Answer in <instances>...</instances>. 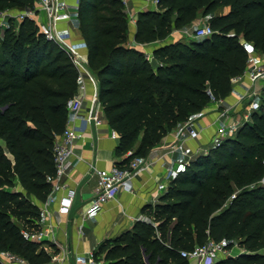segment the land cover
I'll list each match as a JSON object with an SVG mask.
<instances>
[{
    "label": "trees",
    "instance_id": "16d2710c",
    "mask_svg": "<svg viewBox=\"0 0 264 264\" xmlns=\"http://www.w3.org/2000/svg\"><path fill=\"white\" fill-rule=\"evenodd\" d=\"M36 6L37 0H0V12ZM200 15L208 17L212 35L161 44L150 57L130 44L121 0H80L89 67L104 116L119 134L116 152L126 155L116 164L147 156L213 97L231 94L232 79L249 63L247 42L264 53V0H159L157 8L139 10L135 39L163 41ZM78 76L67 53L31 17H12L0 32V138L14 155L12 161L0 143V250L30 264L52 259L22 230L40 226L33 199L45 202L51 193L55 139L67 126ZM263 179L264 100L234 136L193 156L160 201L142 208L145 219L103 241L94 255L102 264H191L183 250L227 238L242 251L214 264H264Z\"/></svg>",
    "mask_w": 264,
    "mask_h": 264
},
{
    "label": "crops",
    "instance_id": "0c3cea01",
    "mask_svg": "<svg viewBox=\"0 0 264 264\" xmlns=\"http://www.w3.org/2000/svg\"><path fill=\"white\" fill-rule=\"evenodd\" d=\"M64 3L70 9L72 18L70 21L62 23L61 27L72 39H84L78 17L80 0H64ZM145 7L157 8V5L151 0H130L129 2V10L136 14L135 20L129 17V41L132 46L143 50L150 57L153 56L155 49L161 44L177 41L189 42L190 39L196 38L192 28L208 23V17L200 15L187 26L175 28L163 41L138 43L135 39L137 16L139 10ZM225 11H228V8H225ZM8 12L18 14L20 10L9 9ZM36 18L37 20L43 18L42 14H37ZM17 21L20 22V20ZM246 44L250 52L247 69H250L253 64L252 57L263 58L264 53L257 50L253 43L247 42ZM249 84V80L234 84L233 91L223 99L222 103L211 101L201 112L193 116L200 129V136L196 139H187L185 142L191 157L209 149L210 145L213 144L212 137L221 124L218 118L219 109L232 107L230 111L231 116L234 118L244 112V108H246L244 104L247 99L243 97V94L249 88ZM93 92V84L87 81L84 92L86 100L81 114L83 119L89 113ZM101 117L103 119L101 125H96L94 121L84 123V134L77 141L73 155L74 165L62 179L78 191L72 213L61 216L56 212V204L52 203L50 205L53 217L48 228L49 237L42 244V247L51 255L58 256L59 260L53 262V264H84L78 263V256L96 250L103 241L132 229L135 222L143 215L142 208L146 204H156L160 201L161 195L155 196L154 190L158 183L164 180L167 171L188 159V157L182 155L180 150L172 151L170 149V146L178 140V126H175L147 155L150 164L134 178L133 191L122 190L116 199L102 206L91 208V201L96 187L94 168H110L126 156L117 154L116 149L119 140L111 137L112 127L105 118L103 110ZM75 123L79 124L80 121L77 120ZM0 143L3 145L7 156L14 161V155L5 140L0 138ZM15 181L18 189L22 190L18 177L15 178ZM33 201L39 206L43 203L35 199ZM88 211H90L89 216L84 218V214ZM43 222H45L44 226L46 227L48 221L47 223L46 220ZM11 264L19 263L13 262Z\"/></svg>",
    "mask_w": 264,
    "mask_h": 264
},
{
    "label": "built area",
    "instance_id": "2783aa9c",
    "mask_svg": "<svg viewBox=\"0 0 264 264\" xmlns=\"http://www.w3.org/2000/svg\"><path fill=\"white\" fill-rule=\"evenodd\" d=\"M127 9L128 16L136 19V14L129 10L130 0H121ZM157 5L159 0H151ZM42 14L41 19L37 20L36 15ZM25 16L34 19L38 25L40 32L48 39L53 41L59 48L63 49L69 58L76 65L78 76V89L75 95L68 101L67 108L69 112V120L63 133L56 136L54 147V158L56 165V175L49 177L52 183V190L47 200L40 207V219L38 221L39 228L36 230L23 229L22 234L28 240L37 241L41 244L48 239V228L52 221V211L50 205L56 204V212L61 215H69L72 213L78 191L75 187L68 185L62 179L69 173L74 165L73 155L77 141L84 134V123L94 121L96 125H101L103 119L101 117L102 106L98 97V81L89 67L88 44L82 40H74L61 27L62 23L68 22L72 18L70 9L65 5L64 0H37L35 9L20 11L18 14L8 12V10L0 12V31L9 26L10 19L15 17L16 20H22ZM1 32V33H2ZM213 28L209 23H205L197 27L194 36L202 37L213 34ZM253 64L250 69L232 79L233 84L249 80V88L243 94L248 104L244 112L240 115L241 119L231 116L230 109L225 107L219 109V120L221 124L217 128L212 137L214 146H220L223 141L234 136L240 127L247 121L252 120L254 111L261 108L262 100H264V57L253 58ZM87 81L94 86V92L91 97V106L88 115L83 119L81 117L82 109L86 100L85 90ZM223 99L213 97L212 102L222 103ZM80 121L76 124V121ZM178 140L170 146L172 151L180 150L182 155L188 157L185 162H180L176 166L170 168L161 182L158 183L154 190V195H162L170 186L171 182L184 171L190 163L189 151L185 146L187 139H196L200 136V129L196 124V119L191 117L177 127ZM111 137L119 140V134L115 129H111ZM205 151H208L206 149ZM131 154V151L128 153ZM150 164L147 156L135 155L129 163L125 165L114 164L110 168H94L96 175L95 194L91 201V208L99 207L105 203L117 198L122 190H134V178L144 168ZM264 182V181H263ZM90 211L84 214V218L89 216ZM142 215L139 219H145ZM46 220V227L43 222ZM233 248L229 246V240L223 238L220 240L210 239L204 244L196 245L192 250H183L182 255L190 260L191 264H214L220 258L233 254ZM95 251L91 250L84 255L77 257L78 263L84 264H102L101 260L95 257ZM242 251V250H241ZM58 256L52 255L50 263L58 261ZM17 262L19 264H30V262L8 250H0V264H11Z\"/></svg>",
    "mask_w": 264,
    "mask_h": 264
},
{
    "label": "rangeland",
    "instance_id": "374dc122",
    "mask_svg": "<svg viewBox=\"0 0 264 264\" xmlns=\"http://www.w3.org/2000/svg\"><path fill=\"white\" fill-rule=\"evenodd\" d=\"M196 29H197V28H194V27H193V28H192V32H193V31L195 32ZM247 104H248V101L245 102L244 106L246 105L245 107H247ZM244 109H246V108H244ZM237 118H238V119H241V116H238ZM211 145H212V144H211ZM211 145H210V146H211ZM263 181H264V179H263ZM241 250H242V248L237 244V245H235L234 248H233V254L237 255Z\"/></svg>",
    "mask_w": 264,
    "mask_h": 264
},
{
    "label": "water",
    "instance_id": "95a60500",
    "mask_svg": "<svg viewBox=\"0 0 264 264\" xmlns=\"http://www.w3.org/2000/svg\"><path fill=\"white\" fill-rule=\"evenodd\" d=\"M232 256V255H231Z\"/></svg>",
    "mask_w": 264,
    "mask_h": 264
}]
</instances>
